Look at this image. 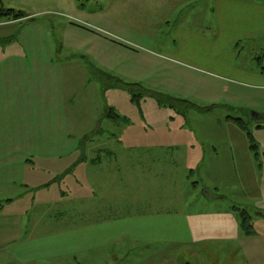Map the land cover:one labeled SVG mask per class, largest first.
<instances>
[{"label": "rangeland", "instance_id": "374dc122", "mask_svg": "<svg viewBox=\"0 0 264 264\" xmlns=\"http://www.w3.org/2000/svg\"><path fill=\"white\" fill-rule=\"evenodd\" d=\"M2 1L28 16L0 24V65L15 54L33 68L30 92L37 104L25 120L32 137L20 136L23 150L0 152V204L6 214L0 213V264H264V217L258 214L264 215V169L247 186L236 176L243 170L217 168L210 160L213 147L224 153L234 147L243 155L252 144L264 157V0H239L241 5L224 0L229 3L224 7L219 0ZM36 66L46 75V93L39 82L36 88ZM120 81L127 86L117 87ZM45 95L46 107L38 103ZM58 98L63 110L55 111ZM170 99L175 100L165 101ZM108 108L116 121L104 115ZM91 115H100L105 137L96 138V153L89 147L78 157H100L112 170L126 145L160 144L170 137V144L205 147L209 159L190 181L203 179L210 190L193 189L189 208L247 210L255 221L237 240L242 249L220 240L191 246L113 241L106 250L74 259L42 248L40 237L47 232L89 221L85 202L61 213L35 204L94 190L87 165L77 169L73 162L77 148L91 144L80 137ZM135 162L133 157L126 167L135 168ZM116 172L123 175V166ZM11 209L21 213L12 216ZM27 241L40 242L41 249L27 255L17 249Z\"/></svg>", "mask_w": 264, "mask_h": 264}, {"label": "crops", "instance_id": "0c3cea01", "mask_svg": "<svg viewBox=\"0 0 264 264\" xmlns=\"http://www.w3.org/2000/svg\"><path fill=\"white\" fill-rule=\"evenodd\" d=\"M231 3L242 4L239 0ZM217 4L219 7H224L229 3L219 0ZM2 22L0 20V24ZM182 38L185 40L184 37ZM16 57L14 54L6 60V64L0 65V152H11L12 154L23 150L19 142L21 135L27 134L32 137V134L24 129L26 118L31 119L32 116V103H35L30 92L33 87V75L31 76L33 68L26 66V62L23 63ZM40 67H34L39 75L38 80L34 82L36 88L39 82V89H43L42 91L46 93V75L39 74ZM61 71L56 73L61 75ZM44 73L46 74V68ZM262 73L264 74V72ZM47 97L46 95L41 97L38 100L39 105H45ZM53 101L55 100L51 98V104ZM56 104L55 111L63 110L62 99H56ZM44 109L46 111V108ZM109 109L104 115L116 121L112 116L115 112ZM90 117L92 124L87 131L80 133V137H84L83 142L91 144H83V147L77 148V158L73 162L77 169L87 165L89 182L94 190H91L88 195L76 199L68 200L65 196L60 195L57 200L35 204L44 206L48 210H58L61 213L64 208H67L69 212L78 210L85 202L89 221L86 224L74 226L65 223L60 225L58 230L47 232L48 235L40 237L43 241L42 248L48 250L51 248L53 252H56L52 254L53 257L69 256L74 259H78L79 254L92 255L97 250H106V246L109 247L113 241L130 244L165 243L191 246L192 244L220 240L224 243L234 241L236 245L232 244V247L242 249L240 242H237L243 232L242 220L237 208L230 206L224 211L189 208L190 197L187 200V195L193 189L197 191L201 188L210 190L209 185L203 179L190 181L195 168H200L201 164L209 159L205 147L170 144L169 141L173 143L169 139L170 137L165 140V143L159 141L160 144L146 141L135 145H126L120 149L122 161L118 166L120 171L123 166V176L121 173L117 174L118 168L110 169L109 163L105 159L100 157L81 159L78 157V153L89 147L96 153V138L98 136L105 137L101 122L98 121L100 115L96 117L91 115ZM232 120L237 123L234 119ZM16 127L17 131H15ZM45 138L48 136L45 135ZM240 153L241 151L234 147L229 148L225 153L217 147H213L210 160L216 163L217 168L243 170L239 174L236 172L238 182L242 181L247 186H252L257 178L255 176L254 179L256 170L262 169L263 171L264 169V157L258 146L245 149L243 155ZM133 157H136L135 168L132 166L128 169ZM136 164H140L139 167ZM105 171H109L111 174V176H107L108 179L104 176ZM90 174H95L97 178H92ZM261 177L264 178V175ZM12 200V198H8L6 203L12 202ZM4 208L0 204L1 216L6 215L3 214ZM7 212L12 216L21 213L14 209ZM258 214L259 217H264V215ZM7 224L9 226V222ZM14 225L15 222H13ZM12 232L15 233L14 230ZM32 248L40 250V242L27 241L17 249H21L27 255L31 253ZM13 252L14 250L11 249V254L15 255ZM39 254L42 253L39 252ZM45 255L47 252L43 253V256Z\"/></svg>", "mask_w": 264, "mask_h": 264}, {"label": "trees", "instance_id": "16d2710c", "mask_svg": "<svg viewBox=\"0 0 264 264\" xmlns=\"http://www.w3.org/2000/svg\"><path fill=\"white\" fill-rule=\"evenodd\" d=\"M27 16L28 15L25 14L23 11H16L13 8H5L3 6V1L0 0V20L1 21H14V20L26 18ZM125 86H127V84L122 81H120L119 84L117 85V87H125ZM128 86H134V84L128 85ZM173 100L175 99H172V100L170 99V100H165V101H167L168 103H172L171 101ZM181 103L192 105L190 102L184 101V100H181ZM112 116L113 118H116L115 114H112ZM234 120L244 129H246V125L242 119L234 118ZM249 135L251 136V133H249ZM253 147H255L254 144H252L251 148ZM240 217L242 220L243 229L247 233L251 232L253 228L252 221H251V218H252L251 215L247 212V210H243L240 212ZM187 264H191V263H187Z\"/></svg>", "mask_w": 264, "mask_h": 264}]
</instances>
